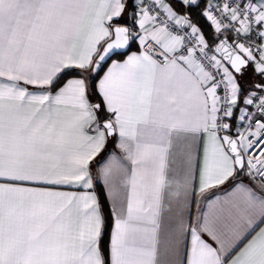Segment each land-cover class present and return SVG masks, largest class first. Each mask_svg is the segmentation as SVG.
<instances>
[{
  "label": "snow or ice",
  "instance_id": "obj_1",
  "mask_svg": "<svg viewBox=\"0 0 264 264\" xmlns=\"http://www.w3.org/2000/svg\"><path fill=\"white\" fill-rule=\"evenodd\" d=\"M0 264H264V0H0Z\"/></svg>",
  "mask_w": 264,
  "mask_h": 264
},
{
  "label": "crops",
  "instance_id": "obj_2",
  "mask_svg": "<svg viewBox=\"0 0 264 264\" xmlns=\"http://www.w3.org/2000/svg\"><path fill=\"white\" fill-rule=\"evenodd\" d=\"M132 50H135V49H132ZM106 67H107V65H106ZM106 67H105V70H106ZM101 75H103V72L101 73ZM116 142H117V138L110 139L108 144H107V146H106V148H105V150L92 161L90 167L93 169L94 172H97L99 170V168L104 163L107 162L110 154L116 153L117 155H120L119 149L116 148ZM100 182L102 183L101 185H103V182L102 181H100ZM230 184H231V181H229L225 185H222V186H220V187H218L216 189H213L212 191L215 192L218 195H224L225 194V190L229 187ZM62 190H70V189L65 188V189H62ZM200 207L203 208V207H206V206L201 204ZM190 212H191V215L193 217H195L197 215V203H196L195 199L192 201V203L190 205Z\"/></svg>",
  "mask_w": 264,
  "mask_h": 264
},
{
  "label": "trees",
  "instance_id": "obj_3",
  "mask_svg": "<svg viewBox=\"0 0 264 264\" xmlns=\"http://www.w3.org/2000/svg\"><path fill=\"white\" fill-rule=\"evenodd\" d=\"M201 7H204V5L202 4ZM206 31H207V28H206ZM135 49V48H133ZM106 67V65H105ZM79 70H70V73L72 76H75L77 73H78ZM102 73V72H101ZM101 73H99V75H97L96 77H94L95 80H98L99 76L101 75ZM97 183L102 187L103 185H101L102 183L100 181H97ZM97 191H99V188L97 189ZM109 206L107 204H105V217H106V227H107V231H106V234H105V237H104V241L105 243L108 242L109 240V237H110V230H111V226H112V219H111V215H110V210H109Z\"/></svg>",
  "mask_w": 264,
  "mask_h": 264
},
{
  "label": "water",
  "instance_id": "obj_4",
  "mask_svg": "<svg viewBox=\"0 0 264 264\" xmlns=\"http://www.w3.org/2000/svg\"><path fill=\"white\" fill-rule=\"evenodd\" d=\"M96 77V76H95Z\"/></svg>",
  "mask_w": 264,
  "mask_h": 264
}]
</instances>
